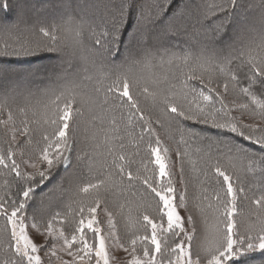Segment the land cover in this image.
<instances>
[{"label":"snow or ice","instance_id":"1","mask_svg":"<svg viewBox=\"0 0 264 264\" xmlns=\"http://www.w3.org/2000/svg\"><path fill=\"white\" fill-rule=\"evenodd\" d=\"M36 7L0 0V264H264V179L251 195L242 179L264 177V0H55L71 34L29 23ZM181 35L195 49L160 59L183 74L179 84L170 68L133 71L154 67V41ZM21 63L36 67L22 74ZM82 63L95 72L79 76ZM29 76L48 83L33 90ZM17 95L26 103L14 112ZM81 125L91 129L85 147ZM174 128L183 151L162 139ZM189 141L218 152L197 167ZM186 162L201 185H216L191 207ZM81 165L88 178L44 221L38 192L62 195Z\"/></svg>","mask_w":264,"mask_h":264},{"label":"trees","instance_id":"2","mask_svg":"<svg viewBox=\"0 0 264 264\" xmlns=\"http://www.w3.org/2000/svg\"><path fill=\"white\" fill-rule=\"evenodd\" d=\"M54 2H55V0H36L37 7L29 13V23L35 24L36 27H39L41 24H44L47 26V25H51V24L55 23L56 25H58L60 27L61 34H71V31L74 30L76 27L75 23H72V22L66 23L64 20V17L66 16L65 13L53 12L51 10V4ZM208 2H211V0H208ZM217 2H219V0H217ZM255 2H256V0H243V4L245 6H247L248 4H251V3H255ZM9 20L14 22L15 17L10 16ZM3 22H4L3 17H0V23H3ZM254 35H256V37ZM254 35L245 34V36H244L245 41H248L249 39L250 40L251 39L259 40L260 37H259L258 32L254 33ZM178 40L183 41V42H189L187 40V37H185V36L183 38H179ZM167 47H168V45H167V42L165 40V37H162L161 39L154 41L153 42L154 57L156 59L161 58L163 56V54H161L160 52L168 49ZM170 50H169V52H171ZM177 50L178 49H176V47L172 48V52H174V53H178L179 50L178 51ZM181 54H183V52ZM44 63H47V61H44ZM15 66L20 70V72L22 74L26 73V72L23 73L24 71H22V70H25L27 68L34 69L36 67L35 64H28V63H21V64L15 65ZM136 67L137 66H133V69ZM94 72H95V69L92 68V66L90 64H83L82 63L80 65V72L78 75L84 76V75H88V74H93ZM29 78L31 79V84L29 85V87L32 88L33 90H36L37 86L44 87L48 83L47 80L41 79V78H36L35 76H30ZM20 79H23V75L20 77ZM190 85H192V82H190ZM198 87H202V85L198 86ZM9 103L12 105L13 110L15 112V109L17 108V106H22L24 103H26V101H25L23 95H17V96H15L14 99H10ZM16 115H17V119H19L18 113H16ZM4 118H6V113L4 115ZM184 123L195 128V130H197L199 132L205 133V134L212 136V137H218L220 140L239 139L238 137H235L234 134H232V133L219 132L218 130L211 129L206 125H202V124L193 125L192 122H190V121H187ZM85 127H86L85 125H81L80 131L78 133V135L80 137V141H81V147L86 146L85 142H84V137L90 136V134H91V129H89V131L87 133L84 132ZM2 135H3V128H2V126H0V136H2ZM172 137H173L172 139H169L168 137H166L165 140L172 147L173 151L177 147H179L180 150L183 151L185 148V145L178 143L180 136H179V132L176 131L175 128L173 129ZM90 143H91V141H88V144H90ZM243 143H245L246 146L248 144V142H243ZM189 144L191 145V147L188 150H189L192 158L199 160L197 167H201L203 165L204 161L200 158L203 157V155L206 151L210 150L214 155L217 154V152H218V150L215 147H212L211 149H209V142L208 141H199V142L189 141ZM197 147H199L201 149L200 152L196 151ZM253 147H255V146H253ZM97 167H98V165H97ZM177 167H179V162H177ZM62 175H64V174L62 173ZM242 176H243L242 179L244 181L245 187L251 188L249 195H251L252 192H257V194H258V189L255 187H252V186L258 185L261 182V180L264 179V177H262V174L259 171H256L255 173H248V174L242 175ZM87 178H88L87 167H86V165H81L80 169H77V175H75L71 179L70 182L65 181L64 187L67 189V191H65L62 195L57 194V195L49 198V196L45 195L44 192H38V195H37L35 201L33 202V204H34L35 208H42V219L44 221H47V219H49L57 211L63 212L67 203L74 196L75 186L77 184L85 181ZM200 179L202 180L203 177H200ZM2 180H3V177H0V182H2ZM58 180H59V178H58ZM185 185L187 186V197H188V204L190 207L194 203L197 202V200H195L194 197H199L202 195V192H201L202 187H208L209 190H211L212 187L216 186L213 181H209L207 184L201 185L197 180V176L192 173L191 166L189 164H187V162L185 163ZM185 185H183V188L185 187ZM13 190H15V189H13ZM108 195H109V199L112 201H115L116 203L123 202V200H124V197L122 195H117L114 193H110ZM41 198H43V203H41ZM30 211H31V209H30ZM0 223H2V221H0ZM121 234L123 235V226L122 225H121ZM257 264H259V261H257Z\"/></svg>","mask_w":264,"mask_h":264},{"label":"rangeland","instance_id":"3","mask_svg":"<svg viewBox=\"0 0 264 264\" xmlns=\"http://www.w3.org/2000/svg\"><path fill=\"white\" fill-rule=\"evenodd\" d=\"M246 34H249V35H254V33H246ZM255 37H256V35H254ZM253 36V37H254ZM184 36H165V40H166V42H167V45H168V49H166V50H163V51H161L160 53L161 54H163V56L161 57V58H163L165 61L168 59V57L169 56H171L172 54H177V55H182L181 53L184 51V50H187V49H189V48H192V49H195V45H194V42L193 41H191V40H189L188 38H187V40L189 41V42H183V41H179L178 39L179 38H183ZM250 40V39H249ZM178 43V44H177ZM173 47H176V49H178L177 51H178V53H174V52H172V48ZM171 49V50H170ZM154 50V49H153ZM169 50L171 51V52H169ZM182 51V52H181ZM181 52V53H180ZM159 53V54H160ZM161 58H159V59H156V58H154L153 59V65H154V67L153 68H151V69H149V68H145V67H142V66H137L136 68H134L133 70L134 71H136V72H140V73H142L143 75H145V76H147L150 72H156V73H163V72H166V71H169V68H170V66L169 65H167L166 63L165 64H163V65H161L160 64V59ZM31 68H27V69H25V70H22V71H24L23 73H27V71L28 70H30ZM170 71L172 72V73H177V76H178V79H176V80H174V82L175 83H177V84H179V81L180 80H182L183 79V74H181V73H179L178 71H177V69L175 68V66H171V68H170ZM186 71V70H185ZM30 77V76H29ZM28 77V82H29V85L31 84V79ZM190 82H192V85H194V86H201L200 85V83H199V81H189V84H190ZM228 99H229V101L231 100V99H233V97L232 96H229L228 97ZM234 115H236L238 118H239V113H234ZM245 120L247 119L246 117L244 118ZM165 138H166V136H162V139H164V142H165V144H166V146H168L169 148H170V150H173L172 149V147L169 145V143L165 140ZM177 169H178V167H177ZM242 178H243V176H242ZM183 189V185H180L179 186V188H178V191H181ZM181 214L182 215H186L187 213H185L184 212V210L183 209H181ZM116 255L118 256V257H121V258H123V257H125V253H123V252H118V253H116Z\"/></svg>","mask_w":264,"mask_h":264}]
</instances>
